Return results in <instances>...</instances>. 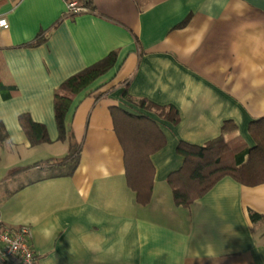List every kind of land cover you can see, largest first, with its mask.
Here are the masks:
<instances>
[{"label": "crops", "instance_id": "1", "mask_svg": "<svg viewBox=\"0 0 264 264\" xmlns=\"http://www.w3.org/2000/svg\"><path fill=\"white\" fill-rule=\"evenodd\" d=\"M0 0V206L31 226L40 264H264V184L221 178L189 206L169 176L181 142L204 145L227 122L249 146L264 117V0ZM40 37H47L38 42ZM112 52L116 61L73 97L62 137L55 96L69 77ZM173 105V122L142 108ZM155 120L166 138L151 155L152 201L129 186L112 107ZM46 126L33 143L21 115ZM74 148V149H73ZM79 154L78 163L63 159ZM70 160V158L68 159ZM14 264H23L19 259Z\"/></svg>", "mask_w": 264, "mask_h": 264}, {"label": "trees", "instance_id": "2", "mask_svg": "<svg viewBox=\"0 0 264 264\" xmlns=\"http://www.w3.org/2000/svg\"><path fill=\"white\" fill-rule=\"evenodd\" d=\"M46 39L40 37L37 41ZM116 56L117 53L112 52L98 63L69 77L61 85L55 96V111L62 137H66L65 120L73 97L113 67ZM0 86L4 96L10 95L6 86ZM138 105L156 111L164 119L173 122L179 119V111L173 105H159L147 98L140 99ZM112 114L116 133L124 148L128 184L136 192L137 201L148 204L153 198L155 176L151 155L165 145L166 138L157 122L149 116L132 113L120 106L112 107ZM20 120L33 143L47 139L44 124L33 121L27 114L21 115ZM235 129L236 125L227 122L222 134L204 145L186 142L179 144L178 152L185 157V162L168 178L178 205L189 206L227 175L247 186L264 184V117L252 122L250 126L254 146H249L238 136L231 135L227 139L226 135ZM7 137L6 129L0 121V145ZM73 149L72 154L63 159L68 166L78 163L79 154H74L76 150ZM249 215L254 223L264 221V215L253 209L249 210Z\"/></svg>", "mask_w": 264, "mask_h": 264}, {"label": "built area", "instance_id": "3", "mask_svg": "<svg viewBox=\"0 0 264 264\" xmlns=\"http://www.w3.org/2000/svg\"><path fill=\"white\" fill-rule=\"evenodd\" d=\"M90 0H66L69 13L90 11ZM6 18H0V29L8 28ZM32 231L28 224H8L1 215L0 206V264H14L19 259L23 264H40V257L31 242Z\"/></svg>", "mask_w": 264, "mask_h": 264}]
</instances>
